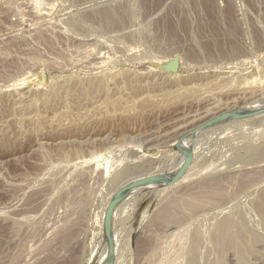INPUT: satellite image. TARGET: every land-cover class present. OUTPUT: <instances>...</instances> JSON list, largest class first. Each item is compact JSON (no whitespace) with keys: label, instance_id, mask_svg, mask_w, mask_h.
Returning <instances> with one entry per match:
<instances>
[{"label":"rangeland","instance_id":"rangeland-1","mask_svg":"<svg viewBox=\"0 0 264 264\" xmlns=\"http://www.w3.org/2000/svg\"><path fill=\"white\" fill-rule=\"evenodd\" d=\"M263 196L264 0H0V264H264Z\"/></svg>","mask_w":264,"mask_h":264},{"label":"bare ground","instance_id":"bare-ground-1","mask_svg":"<svg viewBox=\"0 0 264 264\" xmlns=\"http://www.w3.org/2000/svg\"><path fill=\"white\" fill-rule=\"evenodd\" d=\"M205 3H206V7H210V5L212 6V0H205ZM172 20H169L168 24H167V30H168V34L169 36L171 37L172 40H175L177 38V33H176V28L175 26L170 22ZM176 58H172L171 60L169 59V61L167 62V64L170 66V67H173L174 66V63H176ZM253 74V73H252ZM258 74V73H257ZM31 77V76H29ZM32 78V77H31ZM259 78V77H258ZM257 79V78H256ZM32 80V79H31ZM259 82V81H258ZM253 83V82H252ZM263 83V82H262ZM247 84V83H246ZM245 84V85H246ZM261 84V83H260ZM250 86V85H249ZM251 87V86H250ZM256 108V107H255ZM254 110V109H253ZM256 110V109H255ZM242 113V112H241ZM240 116V113H235V114H232V116ZM243 115V114H242ZM235 116V117H236ZM232 117L228 118V119H231ZM227 120V119H226ZM216 123V122H214ZM221 123V122H220ZM218 123V124H220ZM223 123V122H222ZM89 157V156H88ZM94 157V158H93ZM90 158H93L91 160H96V159H100L101 156H92ZM185 160L187 158V156L185 155L183 157ZM84 160V159H83ZM90 160V159H89ZM87 160V161H89ZM86 162V161H85ZM91 162V161H89ZM96 162V161H94ZM88 163V162H87ZM92 163V162H91ZM98 163V162H97ZM186 163V161L184 162V164ZM186 165V164H185ZM184 165V167H185ZM93 166V165H92ZM99 166V164H98ZM101 166V165H100ZM96 169V168H95ZM98 169V168H97ZM125 193V192H124ZM218 192H214L212 194H209V197L211 199H214L215 195H217ZM121 198V196H118L113 200V203H115V201L117 202L119 199ZM260 204L258 205L257 207V212H256V215L258 218L260 219H264V196L263 198L259 201ZM184 206V205H183ZM183 208V207H182ZM185 209V208H184ZM188 210V209H187ZM191 212V211H190ZM189 213V212H188ZM186 216V215H185ZM193 217V216H192ZM240 227H238V230H239ZM198 233H199V230L195 227H190L187 223L184 222V224L181 223V226L179 228V231L177 234H174L176 235V237L174 236V240L173 241H169V240H172V236H171V239L167 238L165 239V243H161L162 246L158 247V244L156 245V248L157 250H152L151 251V254H150V257L151 255H153V251H154V255H155V251H157L156 255L158 256V262L159 260L161 259L163 262H161L160 260V264H166L167 263H176V264H188L187 263V259L190 258V256H193V261L195 262V264H198L199 261H203L205 262L206 260L203 258L202 256V247H201V242L202 240L198 239L199 236H198ZM253 238V242H252V245H256V246H263L264 245H259V240L256 238V237H252ZM154 249V248H153ZM254 255H253V260L254 261H258L260 260L259 257H264V252L262 250H253L252 252ZM153 257V256H152ZM201 258V260L199 259ZM156 262V263H158ZM192 262V261H191ZM264 262V260H263ZM253 264H261V262H252Z\"/></svg>","mask_w":264,"mask_h":264},{"label":"water","instance_id":"water-1","mask_svg":"<svg viewBox=\"0 0 264 264\" xmlns=\"http://www.w3.org/2000/svg\"><path fill=\"white\" fill-rule=\"evenodd\" d=\"M226 115H223L222 117H225ZM217 119H213L211 121H207L205 122L204 124L201 125L200 129H204L208 126H210L211 124H213ZM116 206V203H111L109 206H108V209L106 211V215H105V223L107 225H110V222H111V219H112V213H113V210Z\"/></svg>","mask_w":264,"mask_h":264}]
</instances>
